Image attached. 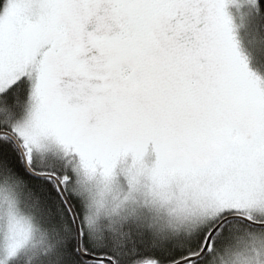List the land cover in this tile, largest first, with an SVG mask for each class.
I'll return each mask as SVG.
<instances>
[{"label": "snow or ice", "instance_id": "snow-or-ice-1", "mask_svg": "<svg viewBox=\"0 0 264 264\" xmlns=\"http://www.w3.org/2000/svg\"><path fill=\"white\" fill-rule=\"evenodd\" d=\"M264 0H0V264H264Z\"/></svg>", "mask_w": 264, "mask_h": 264}, {"label": "rangeland", "instance_id": "rangeland-1", "mask_svg": "<svg viewBox=\"0 0 264 264\" xmlns=\"http://www.w3.org/2000/svg\"><path fill=\"white\" fill-rule=\"evenodd\" d=\"M243 47L250 56V67L259 75L264 77V51L258 50L251 42L250 36L247 32L242 33Z\"/></svg>", "mask_w": 264, "mask_h": 264}, {"label": "trees", "instance_id": "trees-1", "mask_svg": "<svg viewBox=\"0 0 264 264\" xmlns=\"http://www.w3.org/2000/svg\"><path fill=\"white\" fill-rule=\"evenodd\" d=\"M262 58H263V60H264V56H263Z\"/></svg>", "mask_w": 264, "mask_h": 264}]
</instances>
